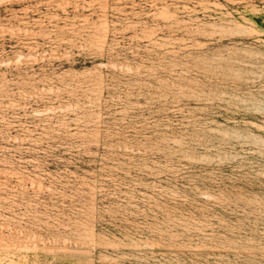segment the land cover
I'll return each instance as SVG.
<instances>
[{"label": "rangeland", "instance_id": "374dc122", "mask_svg": "<svg viewBox=\"0 0 264 264\" xmlns=\"http://www.w3.org/2000/svg\"><path fill=\"white\" fill-rule=\"evenodd\" d=\"M0 264H264V0H0Z\"/></svg>", "mask_w": 264, "mask_h": 264}]
</instances>
